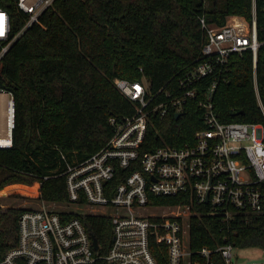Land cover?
Returning <instances> with one entry per match:
<instances>
[{"label":"trees","instance_id":"16d2710c","mask_svg":"<svg viewBox=\"0 0 264 264\" xmlns=\"http://www.w3.org/2000/svg\"><path fill=\"white\" fill-rule=\"evenodd\" d=\"M252 6L253 0H55L0 59V88L11 91L16 101L13 146L0 147V189L10 184L4 192L22 191L14 183L39 181L41 200L68 202V165L106 146L115 131L112 116L121 120L135 112L134 102L121 93L115 79L145 77L153 90L176 83L202 57L206 31L201 17L215 25L226 24L231 15L251 21ZM0 7L10 13L11 35L18 34L29 14L17 0H0ZM257 14L264 41V0H257ZM224 73L214 97L218 116L226 122L264 123L259 104L260 98L264 105V44L256 70L253 53L245 51L231 55ZM198 111L191 102L179 118L174 111L164 117L152 114L146 149L191 138L203 126ZM34 186L25 191L37 193ZM156 200L175 203L179 198ZM26 209L0 208V264L18 244ZM69 216L81 217L101 252L108 250L113 240L110 217ZM225 243L264 249V214L233 222L218 215L191 217L192 248ZM151 246L158 264H169L166 244L153 239ZM192 257L207 262L202 255ZM211 257L215 264H227L220 251Z\"/></svg>","mask_w":264,"mask_h":264},{"label":"built area","instance_id":"2783aa9c","mask_svg":"<svg viewBox=\"0 0 264 264\" xmlns=\"http://www.w3.org/2000/svg\"><path fill=\"white\" fill-rule=\"evenodd\" d=\"M29 14L21 31L12 33L11 16L0 7V59L10 46L55 0H17ZM206 31L202 57L169 83L153 90L145 77L131 81L118 77L121 93L135 104V112L121 120L112 116L114 134L90 157L69 164L68 202L42 200L38 208L26 209L20 217L18 244L2 264H158L152 240L167 246L169 264H215L214 252H221L233 264L232 243L212 248L191 246V217L218 215L224 222L249 221L251 214H264V123L223 121L214 97L224 70L234 53H253L257 68L259 37L257 0L252 20L231 15L226 24L215 25L201 17ZM256 90L258 86L256 84ZM8 95L6 124L0 128V147L13 146L16 101ZM193 102L203 126L180 145L160 144L146 149L150 116L181 112ZM264 112V105L259 98ZM146 149V150H145ZM120 178L115 184L113 181ZM159 196L179 201L164 203ZM83 197L85 198L83 200ZM72 212L110 217L113 240L106 252L94 246L90 227ZM194 254L207 262L194 259ZM187 261V263H186Z\"/></svg>","mask_w":264,"mask_h":264},{"label":"rangeland","instance_id":"374dc122","mask_svg":"<svg viewBox=\"0 0 264 264\" xmlns=\"http://www.w3.org/2000/svg\"><path fill=\"white\" fill-rule=\"evenodd\" d=\"M8 95L4 92L0 93V128L5 127L6 124V107H7ZM19 184L18 187L22 191H10L4 192L5 187L0 189V208L6 210L8 207H28V208H38L42 205V200L40 198L41 194V182L36 181L33 184L25 183H14ZM26 185V186H25ZM38 186L37 193L26 192L25 190L30 187L28 186ZM25 191V192H24ZM54 203L55 201H49ZM234 257L233 264H264V249L262 247H234L233 249ZM187 263V261H186ZM189 264V263H187Z\"/></svg>","mask_w":264,"mask_h":264},{"label":"water","instance_id":"95a60500","mask_svg":"<svg viewBox=\"0 0 264 264\" xmlns=\"http://www.w3.org/2000/svg\"><path fill=\"white\" fill-rule=\"evenodd\" d=\"M181 114H182L181 112H178L176 114L177 118H179L181 116ZM93 240H94V246H95V248H98L99 247V243H98V239H97V237H96L95 234L93 235Z\"/></svg>","mask_w":264,"mask_h":264}]
</instances>
